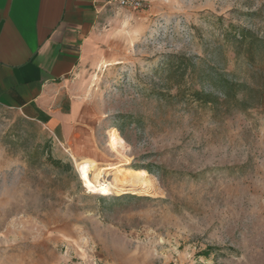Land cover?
<instances>
[{"label":"rangeland","instance_id":"obj_1","mask_svg":"<svg viewBox=\"0 0 264 264\" xmlns=\"http://www.w3.org/2000/svg\"><path fill=\"white\" fill-rule=\"evenodd\" d=\"M144 4L105 9L63 135L0 103V264H264V47L239 38L264 0ZM85 159L152 185L88 192Z\"/></svg>","mask_w":264,"mask_h":264},{"label":"crops","instance_id":"obj_2","mask_svg":"<svg viewBox=\"0 0 264 264\" xmlns=\"http://www.w3.org/2000/svg\"><path fill=\"white\" fill-rule=\"evenodd\" d=\"M109 6L107 0H0V103L61 135L71 128L81 107L74 77L97 46Z\"/></svg>","mask_w":264,"mask_h":264},{"label":"bare ground","instance_id":"obj_3","mask_svg":"<svg viewBox=\"0 0 264 264\" xmlns=\"http://www.w3.org/2000/svg\"><path fill=\"white\" fill-rule=\"evenodd\" d=\"M109 146L118 149L116 145L115 133H110ZM79 179L88 192L94 194H101L103 196H110L113 193L124 194L128 190H138L143 192L144 189L139 187V184L146 186V191L152 185L151 178L145 171H140L134 168H123L118 165H111V167H99L90 160H82L77 166ZM93 175L90 177V174ZM103 176H110L114 178L111 183L102 182ZM106 179V178H105Z\"/></svg>","mask_w":264,"mask_h":264},{"label":"trees","instance_id":"obj_4","mask_svg":"<svg viewBox=\"0 0 264 264\" xmlns=\"http://www.w3.org/2000/svg\"><path fill=\"white\" fill-rule=\"evenodd\" d=\"M241 40H248V42L252 45V46H256V47H264V40L255 38L254 36H251L249 33L241 31L240 33V37ZM216 83L217 85H215V89L217 90V93L220 94L221 96H223V98L227 101H229L230 99L234 100L237 98L236 93L237 92H242L243 89H245L246 85H243L241 83H232L229 80L225 79L223 76L219 75L216 79ZM196 96L200 99H209L210 94L208 93H199L196 94ZM238 100V99H236ZM140 171H145L146 170H141V169H137ZM148 173V172H147ZM149 174V173H148ZM205 255H207L205 253Z\"/></svg>","mask_w":264,"mask_h":264},{"label":"built area","instance_id":"obj_5","mask_svg":"<svg viewBox=\"0 0 264 264\" xmlns=\"http://www.w3.org/2000/svg\"><path fill=\"white\" fill-rule=\"evenodd\" d=\"M145 0H107V4L118 9H125L128 11L142 10Z\"/></svg>","mask_w":264,"mask_h":264}]
</instances>
